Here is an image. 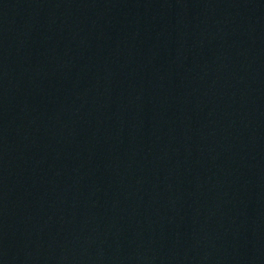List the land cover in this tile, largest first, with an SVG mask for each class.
I'll use <instances>...</instances> for the list:
<instances>
[{
    "label": "water",
    "instance_id": "1",
    "mask_svg": "<svg viewBox=\"0 0 264 264\" xmlns=\"http://www.w3.org/2000/svg\"><path fill=\"white\" fill-rule=\"evenodd\" d=\"M0 264H264V0H0Z\"/></svg>",
    "mask_w": 264,
    "mask_h": 264
}]
</instances>
